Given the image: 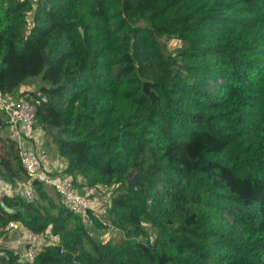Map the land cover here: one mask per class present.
<instances>
[{"label": "trees", "instance_id": "obj_1", "mask_svg": "<svg viewBox=\"0 0 264 264\" xmlns=\"http://www.w3.org/2000/svg\"><path fill=\"white\" fill-rule=\"evenodd\" d=\"M0 94L36 105L79 190L112 193L86 224L19 150L0 158L36 196L0 197V237L57 239L31 264H264V0H0Z\"/></svg>", "mask_w": 264, "mask_h": 264}, {"label": "built area", "instance_id": "obj_2", "mask_svg": "<svg viewBox=\"0 0 264 264\" xmlns=\"http://www.w3.org/2000/svg\"><path fill=\"white\" fill-rule=\"evenodd\" d=\"M31 1L34 5H37L41 0ZM0 105L7 116L5 124L12 129H18L25 137L35 140L36 105L24 96L0 98ZM22 163L30 183L38 180L47 186L54 187L70 211L79 216L86 224L91 222L90 211L93 210L91 202L97 196L96 188L84 187L81 191L73 184L71 177L65 173L55 179L51 176V172L47 169L43 160V155L39 151H26L22 154ZM24 194L30 202H33L36 198L31 184L26 188ZM3 231L4 235L0 237V250L13 251L19 256L20 262L25 264L33 263L41 249L48 244H52L56 239L51 235L45 236L34 233L19 222H10ZM5 235L21 238L19 239L21 244L16 248L9 246L4 242L3 237ZM150 241L151 243L154 242V236L150 237Z\"/></svg>", "mask_w": 264, "mask_h": 264}, {"label": "crops", "instance_id": "obj_3", "mask_svg": "<svg viewBox=\"0 0 264 264\" xmlns=\"http://www.w3.org/2000/svg\"><path fill=\"white\" fill-rule=\"evenodd\" d=\"M26 83V82H25ZM24 85V84H23ZM42 87V86H41ZM40 87V88H41ZM39 87L32 88L30 85H27L26 88H21L19 91L20 93L28 92V91H39ZM18 95V94H17ZM12 96V97H17ZM0 98L4 99L6 96H2L0 94ZM6 114L0 105V158H9L10 151L14 148L16 151L19 150L21 154H24L26 151H37L38 145L40 146L39 149L42 150L40 152L43 155V160L47 166V169L51 172V176L55 179L59 178L61 174H64L67 166V162L64 158L60 156L58 151L53 150L54 144L52 141L51 136L47 135L42 127L36 126V129L39 128L43 132V138H41L42 133L35 134L34 142L33 138L25 137V135L20 132L18 129H12L5 124L6 121ZM43 143V144H42ZM36 145V147H35ZM53 145V146H52ZM56 145V144H55ZM3 171L0 170V197L5 195L15 196L16 194H20L25 192L26 188L30 186V184H19L13 186L11 183L7 182L8 180L5 179ZM97 206V201L91 202V207L95 208ZM4 242L7 243L11 247H18L21 241L18 237L5 235L3 237Z\"/></svg>", "mask_w": 264, "mask_h": 264}, {"label": "rangeland", "instance_id": "obj_4", "mask_svg": "<svg viewBox=\"0 0 264 264\" xmlns=\"http://www.w3.org/2000/svg\"><path fill=\"white\" fill-rule=\"evenodd\" d=\"M162 42L165 44V46H166V49H167V51H169V52H174L177 48H179V47H181L182 46V44L180 43V42H178V41H174V40H172V41H168V40H162ZM27 85H30L32 88H35V87H41V86H43V82H42V80L40 79V78H38V77H36V78H31V79H28L27 81H26V83L24 84V85H22L21 87H20V89L21 88H26L27 87ZM211 87H212V90H214V89H216V88H214L215 86H214V84H211ZM38 133H42V136H41V138H43V132H42V130H40L39 128H37L36 129V132H35V134L37 135ZM47 135H49L47 132H45ZM50 136V135H49ZM34 142H36V144H37V141L36 140H34ZM43 144V143H42ZM53 144H54V148H53V150H56V151H58L57 150V146L55 145V143L53 142ZM53 146V145H52ZM35 147H36V145H35ZM40 148V146L38 145V147H37V151H40V152H42V150L41 149H39ZM43 153V152H42ZM59 153V152H58ZM52 192L51 193H53L52 195L53 196H55L56 194L54 193L55 192V190L53 191V190H51ZM110 197V198H109ZM110 199H112V193H111V191H109V190H106V189H103V191L100 193V194H98L97 196H96V198H94L93 199V201H97V206L95 207V208H93V210L95 211V213L97 214V218L98 219H105V218H107V215H108V206H109V204H110ZM112 228V227H111ZM113 230H114V232H116V233H111V232H104V234H100L101 236H100V239H103V240H105V241H107V240H109L112 236L114 237L113 239H119L120 238V234H122L120 231H117L116 229H114L113 228ZM5 240V239H4ZM57 241V239H54V241L52 242V243H55ZM8 248H10V247H8ZM0 251H2V250H0ZM1 253L2 252H0V255H1Z\"/></svg>", "mask_w": 264, "mask_h": 264}, {"label": "water", "instance_id": "obj_5", "mask_svg": "<svg viewBox=\"0 0 264 264\" xmlns=\"http://www.w3.org/2000/svg\"><path fill=\"white\" fill-rule=\"evenodd\" d=\"M82 35L84 36V32L82 30V28H80ZM133 45V37H131V46ZM46 59V64H49V57L46 55L45 56ZM42 98H44L46 100V97L43 96ZM48 131L55 137V138H59L60 137V128L55 127V126H48ZM138 176H134L130 181H129V186L130 187H135L136 185V181H137ZM2 207H4L8 212H13V210L7 208V206L1 202Z\"/></svg>", "mask_w": 264, "mask_h": 264}]
</instances>
